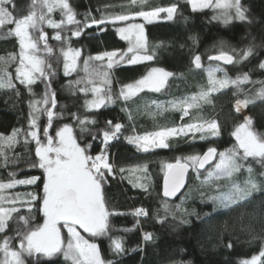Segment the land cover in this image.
Wrapping results in <instances>:
<instances>
[{
    "label": "trees",
    "instance_id": "obj_1",
    "mask_svg": "<svg viewBox=\"0 0 264 264\" xmlns=\"http://www.w3.org/2000/svg\"><path fill=\"white\" fill-rule=\"evenodd\" d=\"M171 7L169 18L161 11L156 21L133 19L140 23L148 57L130 62L123 30L132 19H112ZM228 14L224 20L217 9L192 8L189 0H0V81L5 84L0 87V185L34 179L0 188V197L13 190L26 194L25 201L13 203L0 198V209L13 207L0 230V264L4 244L12 249L16 241L24 244L45 220L41 146L66 129L72 136L66 141L77 149L71 154L77 152L88 168L94 170L91 160L108 152L110 169L95 172L104 224L94 231L80 228L97 244L102 264H264V0H238ZM112 51L113 58L100 56ZM29 53L39 57L41 67L28 82L18 74ZM222 53L233 57L229 64L211 59ZM69 62L73 66L67 69ZM210 65L232 80L201 106L217 121L216 129L172 137L165 148L148 151L128 142L186 120L169 105L205 88ZM158 69L166 74L161 86L127 91ZM244 122L262 148L259 153L243 154L238 146L235 131ZM209 148L217 157L204 170L196 168L199 175L225 152L239 164L240 180L249 167L260 186L225 204L207 191L191 192L182 213L177 204L194 186L195 170L191 167L182 193L168 200L161 196L162 167ZM141 165L151 179L147 189L127 179L128 170ZM57 224L56 250L44 254L20 246L25 264H91L69 253L65 224Z\"/></svg>",
    "mask_w": 264,
    "mask_h": 264
},
{
    "label": "rangeland",
    "instance_id": "obj_2",
    "mask_svg": "<svg viewBox=\"0 0 264 264\" xmlns=\"http://www.w3.org/2000/svg\"><path fill=\"white\" fill-rule=\"evenodd\" d=\"M55 0H49L50 3ZM139 2L142 0H131ZM192 8H204L211 6L219 11V15L225 20L229 18L228 10L230 5H233L238 0H189ZM163 11V16L169 18L173 15L174 8H166L163 10L141 11L129 16L112 19L117 21H126L132 19V22L125 26L123 32L129 39L127 51L129 52L130 62L146 59L148 56L143 53L144 42L141 35L140 23L138 24L133 19L139 18L142 21L150 22L160 19V12ZM163 18V17H162ZM116 51L107 52L100 56L107 58L115 57ZM25 65L19 71V80L31 81L36 77V73L40 72L39 57L29 53L24 58ZM73 64L67 63L66 68L70 69ZM207 76V85L205 88L199 89L195 93L178 98L171 102L169 107L178 109L187 118L179 122L176 126L162 128L151 132L141 133L132 136L128 142L140 148L142 151L153 150L157 148H165L167 142L172 137L195 134L205 129H216L217 121L201 111V106L207 104L210 96L219 90L224 89L232 80L226 76L223 70L217 65H210L205 68ZM166 74L158 69L153 72L148 78L128 86L127 91L143 88H158ZM4 82L0 81V87L4 86ZM93 101H96L95 99ZM95 103V102H94ZM93 104V103H92ZM96 105V103H95ZM51 113V112H49ZM243 113V112H242ZM67 133L60 132L56 139L47 138L45 145L41 146L43 155V163L45 165V183L44 196L42 199V210L45 214V220L42 226L31 233L25 243L16 241L12 248H8L4 244V257L2 264H25L22 257V250L34 252L40 250L44 254L55 251L61 243V236L57 223H64L65 230L70 237V252H73L76 257L85 263L102 264V258L96 243L87 240L80 232V228L86 231H94L96 228L103 226L105 210L101 198V190L99 182L95 176L97 168L103 167L110 169L111 165L108 161V152L104 151L103 157L96 160H91L93 169L87 167V161L78 159V154L72 153L77 150L76 146L71 147L66 141L71 138L69 129ZM236 137L239 139V147L244 154L259 153L262 148L259 147L257 139L251 134L247 122L237 128L235 131ZM70 146V147H69ZM199 155H194L186 159L194 171L193 187L182 196L177 204L180 212L185 213V203L187 196L191 197V192L207 191L208 195L215 202L225 204L245 197L252 190L259 188L260 183L252 174L249 167L245 168L243 179L240 180L237 174L239 164L232 154L221 152L216 163L203 175H199L196 170ZM89 160V158H88ZM96 161V163H95ZM168 166L164 164L162 170ZM127 179L133 187L139 189H147L151 183L149 174L146 168L141 166H133L127 172ZM34 179H24L11 181L10 183H2L1 190L6 187H17L20 184H31ZM72 188L75 192L76 202H67L64 200V190ZM8 194V195H7ZM4 193L0 198L4 199V203H13L14 200L25 201L26 194L22 190H13ZM14 194V196H12ZM13 207L8 204L0 209V230L4 226V221ZM148 233L143 235L144 239H148ZM120 238L116 237L113 240V246L118 248ZM21 246V249H19ZM72 253V254H73Z\"/></svg>",
    "mask_w": 264,
    "mask_h": 264
},
{
    "label": "water",
    "instance_id": "obj_3",
    "mask_svg": "<svg viewBox=\"0 0 264 264\" xmlns=\"http://www.w3.org/2000/svg\"><path fill=\"white\" fill-rule=\"evenodd\" d=\"M230 54H217L211 57L212 60L224 64L232 61ZM217 157V151L214 148L205 150L198 158L197 170L202 171L211 165ZM191 171V165L185 161H175L170 163L163 171L161 177V196L164 199L174 200L184 190L187 184L188 175ZM63 198L67 202H76L75 192L72 188L64 190Z\"/></svg>",
    "mask_w": 264,
    "mask_h": 264
},
{
    "label": "built area",
    "instance_id": "obj_4",
    "mask_svg": "<svg viewBox=\"0 0 264 264\" xmlns=\"http://www.w3.org/2000/svg\"><path fill=\"white\" fill-rule=\"evenodd\" d=\"M137 213L141 215V214H142V211H141V210H139Z\"/></svg>",
    "mask_w": 264,
    "mask_h": 264
}]
</instances>
